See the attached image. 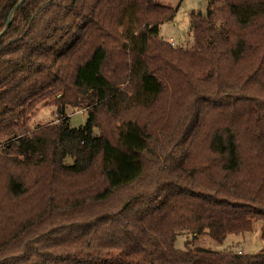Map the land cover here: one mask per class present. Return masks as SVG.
I'll return each instance as SVG.
<instances>
[{"label":"trees","instance_id":"1","mask_svg":"<svg viewBox=\"0 0 264 264\" xmlns=\"http://www.w3.org/2000/svg\"><path fill=\"white\" fill-rule=\"evenodd\" d=\"M19 0H0V30ZM24 0L0 36V264H264V0ZM40 105L55 121L29 126ZM68 107L85 124L70 127Z\"/></svg>","mask_w":264,"mask_h":264},{"label":"rangeland","instance_id":"2","mask_svg":"<svg viewBox=\"0 0 264 264\" xmlns=\"http://www.w3.org/2000/svg\"><path fill=\"white\" fill-rule=\"evenodd\" d=\"M173 7L174 13L168 20L159 25V33L162 38L174 45L191 43V23L189 14L191 11H201L206 14L207 0H157ZM170 42V41H169ZM83 111V112H80ZM66 114L69 116L70 127H80L85 124L87 115L83 108L68 107ZM54 107L40 105L29 119V126L45 124L55 121ZM261 220H254L249 229L238 233L228 234L221 242L214 241L208 235H194L189 232L178 234L175 247L184 249L189 247H203L213 250H226L229 248L241 250L244 253H260L264 250V237L261 235Z\"/></svg>","mask_w":264,"mask_h":264},{"label":"water","instance_id":"3","mask_svg":"<svg viewBox=\"0 0 264 264\" xmlns=\"http://www.w3.org/2000/svg\"><path fill=\"white\" fill-rule=\"evenodd\" d=\"M24 0H19V2L14 6V8L11 10V12L9 13L4 26L2 27V29L0 30V36L3 34V32L5 31L6 27L8 26L10 19L13 15V13L20 7V5L22 4Z\"/></svg>","mask_w":264,"mask_h":264},{"label":"built area","instance_id":"4","mask_svg":"<svg viewBox=\"0 0 264 264\" xmlns=\"http://www.w3.org/2000/svg\"><path fill=\"white\" fill-rule=\"evenodd\" d=\"M169 41H170V43L172 44V45H174V42H173V40L170 38L169 39ZM80 112H83V111H80ZM242 251L241 250H238V253H241Z\"/></svg>","mask_w":264,"mask_h":264},{"label":"crops","instance_id":"5","mask_svg":"<svg viewBox=\"0 0 264 264\" xmlns=\"http://www.w3.org/2000/svg\"><path fill=\"white\" fill-rule=\"evenodd\" d=\"M160 34V33H159Z\"/></svg>","mask_w":264,"mask_h":264}]
</instances>
